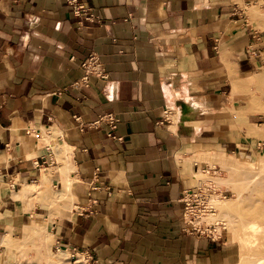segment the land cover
Returning <instances> with one entry per match:
<instances>
[{
    "label": "crops",
    "instance_id": "crops-1",
    "mask_svg": "<svg viewBox=\"0 0 264 264\" xmlns=\"http://www.w3.org/2000/svg\"><path fill=\"white\" fill-rule=\"evenodd\" d=\"M80 1L101 25L79 24L64 0H0V264L3 237L31 221L71 262L228 264L226 243L188 233L182 199L253 125L232 88L263 62L242 22L257 0ZM91 54L106 77L75 86ZM106 114L114 131L95 125ZM44 130L70 149L69 209L52 219L20 194L58 166Z\"/></svg>",
    "mask_w": 264,
    "mask_h": 264
},
{
    "label": "rangeland",
    "instance_id": "rangeland-1",
    "mask_svg": "<svg viewBox=\"0 0 264 264\" xmlns=\"http://www.w3.org/2000/svg\"><path fill=\"white\" fill-rule=\"evenodd\" d=\"M242 10V22L252 32L254 48L257 42L262 48L260 52L263 53V62L251 74V77L241 83H233L232 93L234 88H238L239 91L232 94V98L237 105L243 107L242 114L253 116V125L243 129V135L237 141L240 147L228 152L229 156L218 159L208 158L204 161L207 166L199 171L196 178L202 184L201 194L203 199L205 198V204L196 216H201L203 213L209 216L205 220L204 216L199 218L196 223L198 227L206 231L203 236L226 243L225 246L231 256L228 264H247V262L248 264H255V262L264 264V220L254 219L255 212L264 217V184L261 188L252 185L246 193L243 192L247 186V179L257 174V171H264V0H257L242 6ZM252 55L254 58L259 55L257 48ZM44 132L45 130L41 136H44ZM239 142H243L242 145ZM50 143L52 146V141ZM57 163L60 165L58 159ZM56 169H59L61 177L65 178H63L65 184L61 190L53 189L51 184L50 176L57 171ZM261 181H264V175L257 182ZM32 183L35 185H23L20 194L23 198L35 196L32 200L33 207L48 204L51 212L49 219L58 213L59 206L69 209L64 207V203L70 201L71 197L64 195L66 176L59 166L50 167L48 175L43 174L40 181ZM213 197L224 200L230 207L224 206L226 208L223 210L218 202L210 203ZM200 199L202 198L196 200ZM241 214H243V219L238 222L237 217ZM251 220L256 221L257 226L259 225L257 230L255 232L242 230V224L244 226ZM51 233L48 223L42 221L29 222L22 233L18 232L13 237L7 233L2 239V244L9 249V258L4 264H74L76 259H72L71 262L66 251L58 250L56 255L53 253ZM78 255L76 262L86 264L85 259L80 254ZM253 257L254 259L249 262L248 259ZM241 260L244 261L241 262Z\"/></svg>",
    "mask_w": 264,
    "mask_h": 264
},
{
    "label": "built area",
    "instance_id": "built-area-1",
    "mask_svg": "<svg viewBox=\"0 0 264 264\" xmlns=\"http://www.w3.org/2000/svg\"><path fill=\"white\" fill-rule=\"evenodd\" d=\"M64 2L70 8L73 17L78 20L79 24L91 23L101 25L100 18L94 13L91 8L87 7L80 0H64ZM81 67L83 69V76L80 79L79 84H74L75 86H87L88 80L92 76L101 79H105L106 77L105 71L100 64L97 55L95 54H91L88 59L81 65ZM117 123L118 120L113 114H106L100 116L95 122V125L103 124L106 125L110 129V131H114L117 127ZM202 191V184L200 183V185L193 192H188L182 199V203L184 204L183 224L188 233L197 236H203L206 233V231L202 230L201 227H198V223H196L199 218L204 216V213L201 216H196V213L199 212L200 208L205 204V198L203 199V196L201 194ZM197 196L198 198L201 197L202 199L196 200L198 199L196 198Z\"/></svg>",
    "mask_w": 264,
    "mask_h": 264
},
{
    "label": "bare ground",
    "instance_id": "bare-ground-1",
    "mask_svg": "<svg viewBox=\"0 0 264 264\" xmlns=\"http://www.w3.org/2000/svg\"><path fill=\"white\" fill-rule=\"evenodd\" d=\"M57 136V132H55V131H50L49 132V130H45V132H44V137L45 138H47L48 140H51V139H53L54 137H56ZM52 141V140H51ZM50 141V142H51ZM52 149L54 150V153L56 154V157H57V159H58V161L60 162V165H58L60 168H61V170L63 171V173L65 174V176H66V192H65V194L64 195H67V196H72V194H71V191H70V185H71V180H70V178H69V172H70V170H71V165H70V158H69V155H70V149H69V147L68 146H66L65 144H62V146H55L54 144H52ZM55 157V156H54ZM55 157V158H56ZM56 159V160H57ZM221 161H223V160H221ZM216 164V163H215ZM218 164V163H217ZM73 171V170H72ZM263 171V170H262ZM264 175V171L263 172H261V171H257V174H255V175H253L252 177H250V178H248L247 179V186L243 189V192L244 193H246L247 192V190H248V188L250 187V186H252V185H257V187H262V185L264 184V181H261V182H257L258 181V179L261 177V176H263ZM207 177V176H206ZM29 185H35L34 183H30ZM257 193V192H256ZM255 195V194H254ZM245 199V198H244ZM221 199H219L218 197H213V198H211V200H210V203H215V202H218V204L219 205H221V209H223L224 210V208H226V207H230L229 206V204L228 203H225L224 202V200L222 201H220ZM222 206H223V208H222ZM224 206H226V207H224ZM218 207V206H217ZM231 209V208H230ZM227 211V210H226ZM254 211V210H253ZM228 212H229V209H228ZM238 212V214H239V211H237ZM235 213V212H234ZM242 213V212H241ZM236 214V213H235ZM246 215V214H245ZM207 216H209L208 214H205L204 215V217H203V219L205 220L206 219V217ZM254 216H255V220H264V217L262 216V215H258L256 212H255V214H254ZM238 222H241V220L243 219V214H241L240 216L238 215ZM253 219V220H254ZM253 220H251V221H249V222H247L244 226H243V224H242V230H244V231H250V232H255L256 230H257V227L259 226H257L256 225V221H253ZM260 228V227H259ZM263 230V229H262ZM261 233V232H260ZM263 233H264V231H263ZM77 256H79V255H77ZM76 256V261H77V259H78V257ZM82 256V258H84V256L83 255H81ZM245 257V256H244ZM263 257V256H262ZM85 259V258H84ZM83 259V260H84ZM254 259V257L253 258H251V259H248L249 260V262H251V260H253ZM255 261H257V258L255 257ZM259 261H260V259H258ZM75 261V263L74 264H79V262H76ZM84 261H86V260H84ZM244 260H241V262H243ZM246 261V260H245ZM245 263V262H244ZM257 262H255V264H256ZM260 262H258V264H259ZM262 263V262H261ZM241 264V263H240ZM246 264V263H245ZM247 264H248V262H247ZM252 264V263H251ZM254 264V263H253Z\"/></svg>",
    "mask_w": 264,
    "mask_h": 264
}]
</instances>
